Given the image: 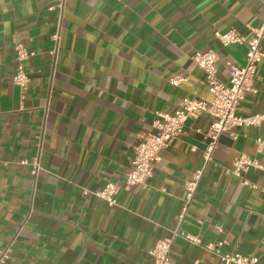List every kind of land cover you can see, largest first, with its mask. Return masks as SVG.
Instances as JSON below:
<instances>
[{"label":"crops","instance_id":"0c3cea01","mask_svg":"<svg viewBox=\"0 0 264 264\" xmlns=\"http://www.w3.org/2000/svg\"><path fill=\"white\" fill-rule=\"evenodd\" d=\"M58 3L0 0V249L10 246L13 264H150L147 250L179 227L264 264V149L255 142L264 120L221 134L181 223L185 182L204 167L208 114L189 116L145 186L125 185L137 134L157 113L174 112L183 98L211 97L192 56L216 51L217 76L229 83L227 61L244 64L247 47L222 46L214 32L249 38L264 19L263 0ZM17 44L33 52L26 89L12 80ZM173 76L187 80L173 85ZM254 87L239 115L264 113V58ZM240 154L260 165L242 173L256 187L226 172ZM22 160H37V174ZM109 181L120 186L114 205L92 193ZM170 257L224 264L181 238Z\"/></svg>","mask_w":264,"mask_h":264},{"label":"built area","instance_id":"2783aa9c","mask_svg":"<svg viewBox=\"0 0 264 264\" xmlns=\"http://www.w3.org/2000/svg\"><path fill=\"white\" fill-rule=\"evenodd\" d=\"M65 0H59V7H64ZM264 3V0H263ZM251 36L245 38L238 31L229 29L226 31L215 30L214 38L222 45L245 44L246 60L242 65L227 61L229 67V83H225L217 76L216 61L218 53L212 49L197 51L192 60L205 72L206 84L211 95L209 99L203 97L183 98L177 110L171 113L158 112L152 128L141 131L137 134L138 141L132 146V158L129 168L125 172V185L134 186L147 184L153 174V166L160 160L159 152L168 148L183 132L189 116H200L208 114L211 118L209 130L206 133V145L203 150L204 167L192 172L185 182V195L183 207L180 213V223L188 213L190 204L195 197L199 182L204 174L206 165L213 160V152L217 147L219 137L224 132H229L235 127L257 126L264 120V113H257L250 116H242L237 112L240 101L248 93L256 91L254 80L261 69V62L264 58L262 44L264 42V19L260 24L251 26ZM59 31L54 33V38L59 39ZM17 66L13 74V82L21 89H26L29 77L26 72L25 62L33 55L22 44L15 46ZM187 80V77L173 76L170 82L178 85ZM233 137L237 135L233 133ZM258 150L264 149V134L255 138ZM22 164L32 166V174L36 175L39 162L33 160H22ZM258 162L246 154H240L233 161V166L226 172L242 178V173L250 168H258ZM242 184L249 187H256L254 184L242 178ZM120 186L114 182H107L102 188L92 193L106 200L109 204L118 203L117 195ZM89 192L84 188V193ZM176 238L186 242L202 246L208 251L218 255L224 264H259L256 256H247L240 252H221L220 246L223 242L202 243L201 237L181 230L179 227L172 231L168 238L158 240L153 247L147 250L151 258L150 264H172L170 257L171 246ZM10 246L0 249V264H13L11 260Z\"/></svg>","mask_w":264,"mask_h":264}]
</instances>
